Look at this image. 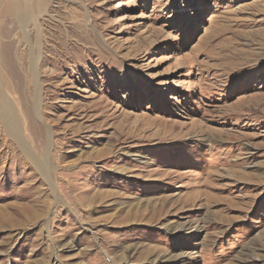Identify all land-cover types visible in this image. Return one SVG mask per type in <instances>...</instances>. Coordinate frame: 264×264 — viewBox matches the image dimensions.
Masks as SVG:
<instances>
[{
    "label": "rangeland",
    "instance_id": "rangeland-1",
    "mask_svg": "<svg viewBox=\"0 0 264 264\" xmlns=\"http://www.w3.org/2000/svg\"><path fill=\"white\" fill-rule=\"evenodd\" d=\"M7 2L0 264H264V0Z\"/></svg>",
    "mask_w": 264,
    "mask_h": 264
},
{
    "label": "bare ground",
    "instance_id": "bare-ground-1",
    "mask_svg": "<svg viewBox=\"0 0 264 264\" xmlns=\"http://www.w3.org/2000/svg\"><path fill=\"white\" fill-rule=\"evenodd\" d=\"M1 96L2 95H0V125L5 128L8 136L18 143V146L24 153V156L31 162H35V158H33V155L27 149L25 141L22 139L20 126L15 111L6 105L4 98Z\"/></svg>",
    "mask_w": 264,
    "mask_h": 264
},
{
    "label": "crops",
    "instance_id": "crops-1",
    "mask_svg": "<svg viewBox=\"0 0 264 264\" xmlns=\"http://www.w3.org/2000/svg\"><path fill=\"white\" fill-rule=\"evenodd\" d=\"M8 10L9 13L11 11V0H8ZM6 0H0V13H2V10H5Z\"/></svg>",
    "mask_w": 264,
    "mask_h": 264
}]
</instances>
